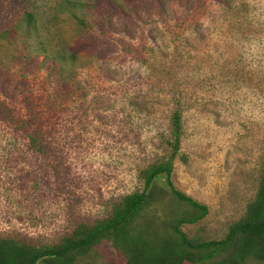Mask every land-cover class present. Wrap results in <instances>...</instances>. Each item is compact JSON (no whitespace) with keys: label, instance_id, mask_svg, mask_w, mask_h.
I'll return each instance as SVG.
<instances>
[{"label":"rangeland","instance_id":"374dc122","mask_svg":"<svg viewBox=\"0 0 264 264\" xmlns=\"http://www.w3.org/2000/svg\"><path fill=\"white\" fill-rule=\"evenodd\" d=\"M30 1L0 0V32ZM95 1L90 31L60 17L79 56L69 94L48 66L14 61L22 32L0 39V103L14 120H0V236L53 244L141 191V170L168 153L178 106L186 162L176 159L172 182L208 207L182 230L221 239L254 199L264 159V0ZM76 264L126 261L103 242Z\"/></svg>","mask_w":264,"mask_h":264},{"label":"trees","instance_id":"16d2710c","mask_svg":"<svg viewBox=\"0 0 264 264\" xmlns=\"http://www.w3.org/2000/svg\"><path fill=\"white\" fill-rule=\"evenodd\" d=\"M117 3L116 0H110ZM223 1L224 0H219ZM95 0H51L41 7L30 1L17 21L1 29L0 39L23 33L14 61L56 73L57 89L69 94L79 56L68 46L58 30L63 13L69 15L83 32L90 31L88 10ZM80 30V31H81ZM65 39V40H64ZM42 60H39V57ZM11 111L0 103V120L13 122ZM27 120L16 128L27 127ZM168 153L154 160L139 173L141 191H135L111 203L108 214L92 222H80L53 244H35L32 240L0 236V264H76L95 246L107 242L126 264H245L248 260L264 263V159L254 199L239 220L230 224L219 240H200L182 230L195 225L208 214V207L178 190L172 176L181 154L182 115L177 108L170 116ZM31 149L42 154L41 136L29 134ZM161 182V183H160Z\"/></svg>","mask_w":264,"mask_h":264}]
</instances>
